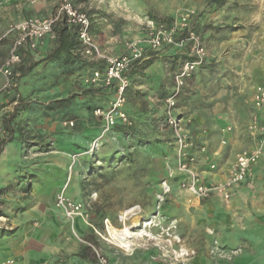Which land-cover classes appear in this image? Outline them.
I'll return each mask as SVG.
<instances>
[{
    "label": "rangeland",
    "instance_id": "1",
    "mask_svg": "<svg viewBox=\"0 0 264 264\" xmlns=\"http://www.w3.org/2000/svg\"><path fill=\"white\" fill-rule=\"evenodd\" d=\"M62 1L2 0L0 35L24 18L55 16ZM68 1L89 16L104 53H127L153 24L188 13L206 57L177 81L187 46L145 48L125 72L127 122L110 127L94 111L107 110L115 90L90 80L103 62L84 56L80 42L50 59L57 43L46 37L0 73V264H93L96 249L114 264H264L260 245L234 246L207 220L211 203L250 220L264 206V182L250 175L228 200L197 199L180 167L216 181L238 151L255 148L254 164L264 165V107L253 101L264 87V0ZM11 41L0 43V65ZM171 94L183 146L165 125ZM62 192L77 210L57 206ZM126 228L124 247L112 232Z\"/></svg>",
    "mask_w": 264,
    "mask_h": 264
},
{
    "label": "built area",
    "instance_id": "2",
    "mask_svg": "<svg viewBox=\"0 0 264 264\" xmlns=\"http://www.w3.org/2000/svg\"><path fill=\"white\" fill-rule=\"evenodd\" d=\"M61 18L64 19L68 28H74L78 42L81 45V53L88 58L103 62L102 68L92 69L90 80L102 87L115 90L114 101L111 102L107 110L96 108L94 111L96 115L102 117L106 127L115 125L118 120L127 122V115L123 110L125 87L128 83L125 72L143 57L142 54L145 48L153 51L165 46H174L176 48H185L187 46V54L191 57L186 58L182 63L179 69L180 72L176 75L177 81L186 73L199 68L206 57L201 38L190 26V15L188 13L182 14L173 24L168 25L160 22L153 24L151 30L142 38L143 41H134L129 44L127 53L114 55L102 52L94 41L90 31L89 16L77 10L70 1L63 0L60 2L55 16H30L24 18V20L10 24L7 31L0 35V43L9 34L12 36L8 55L0 65V73L4 76L10 75L12 67L22 61L25 51L36 50L46 37L55 38L53 26ZM253 101L257 107H264V87L259 86L255 89ZM165 102L167 103V111L164 117L165 125L176 135L180 145L183 146L186 138L183 139L185 135H183L180 121L174 113V94L168 96ZM184 146H187V143ZM260 154L261 150L258 148L238 151L227 175L222 180L209 182H204L194 171L193 167L186 162H182L180 167L186 175L183 181L184 187L197 199H206V197L213 196L228 200L233 190L249 178L253 164L258 160ZM212 166L215 167L214 165ZM55 202L59 208H63L69 213L78 209V206L67 198L63 192L56 195ZM93 264L114 263H111L105 254L96 249Z\"/></svg>",
    "mask_w": 264,
    "mask_h": 264
},
{
    "label": "crops",
    "instance_id": "3",
    "mask_svg": "<svg viewBox=\"0 0 264 264\" xmlns=\"http://www.w3.org/2000/svg\"><path fill=\"white\" fill-rule=\"evenodd\" d=\"M259 112H260L259 116L261 117V119L264 120V110L259 111ZM259 161L253 166L251 178L252 179L255 178L256 180L260 179V181L264 182V178H263L264 177V165L260 166L259 164L263 161H260V162ZM227 171H228V168L225 169L222 172V174H218L216 176V180H222V178L226 176ZM237 191L238 189L235 191V193ZM211 205H212V210H211L212 213H209V216L207 217V220L209 221L208 224H212L214 221H217L215 225L218 228V230L221 231L223 229H227L228 231H227V235H225V238L229 239V242L232 243V245L234 246L240 247L241 245L245 243V241H247V239L252 241L255 244L257 243L258 245H260L262 255L264 256V206H262L261 209L259 206H256L255 210L249 216L250 220L245 221V222L239 221L238 223L240 214L233 215L231 212H229L230 213L229 214L227 213L226 208L221 207L219 204L211 203ZM221 217H223L222 220L224 219V221L227 220V218H231L230 225L227 226L225 222L221 224L220 223ZM231 236L233 237V239H230ZM221 238L222 237L220 236L219 239ZM74 258L76 260L75 264H91L83 260L81 257H74Z\"/></svg>",
    "mask_w": 264,
    "mask_h": 264
},
{
    "label": "trees",
    "instance_id": "4",
    "mask_svg": "<svg viewBox=\"0 0 264 264\" xmlns=\"http://www.w3.org/2000/svg\"><path fill=\"white\" fill-rule=\"evenodd\" d=\"M54 41L57 43L56 47L49 54L50 59H57L62 53L69 52L75 46L77 41L76 32L66 26L64 19L57 20L54 24ZM133 66V65H132ZM85 252L90 250L85 247Z\"/></svg>",
    "mask_w": 264,
    "mask_h": 264
},
{
    "label": "bare ground",
    "instance_id": "5",
    "mask_svg": "<svg viewBox=\"0 0 264 264\" xmlns=\"http://www.w3.org/2000/svg\"><path fill=\"white\" fill-rule=\"evenodd\" d=\"M114 236L117 237L118 243L121 244L122 246L126 247L127 246V242H123L126 239L127 234H130V232H128V229H124L120 232L117 231H113L112 232ZM129 236V235H128Z\"/></svg>",
    "mask_w": 264,
    "mask_h": 264
}]
</instances>
